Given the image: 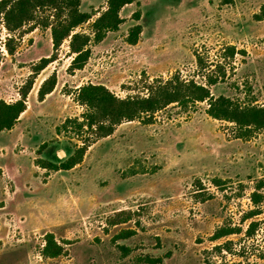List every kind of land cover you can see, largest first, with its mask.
<instances>
[{
	"label": "rangeland",
	"instance_id": "rangeland-1",
	"mask_svg": "<svg viewBox=\"0 0 264 264\" xmlns=\"http://www.w3.org/2000/svg\"><path fill=\"white\" fill-rule=\"evenodd\" d=\"M138 1L122 9L125 22L92 47L82 69H68L73 57L65 41L57 59L34 74L53 53L49 28L37 27L14 56L4 57L0 99H19L20 88L35 80L27 110L12 129L0 131V264H264V204L247 218L255 208L250 195L264 177V128L240 138L235 123L207 114V102L172 104L124 121L70 170L36 164L73 153L56 127L85 110L75 99L78 87L105 84L124 98L146 94L147 83L174 73L205 82L209 70L197 53L206 65L227 69L211 87L215 96L264 106V0ZM106 3L82 0L81 10L97 12ZM137 9L140 20L132 17ZM136 24L143 31L133 45L127 37ZM5 36L3 29L0 42ZM231 45L239 51L234 57L226 56ZM52 74L56 86L40 100V86ZM221 226L241 230L214 240ZM124 229L135 233L116 238ZM49 232L65 244L63 255L41 254Z\"/></svg>",
	"mask_w": 264,
	"mask_h": 264
},
{
	"label": "trees",
	"instance_id": "trees-1",
	"mask_svg": "<svg viewBox=\"0 0 264 264\" xmlns=\"http://www.w3.org/2000/svg\"><path fill=\"white\" fill-rule=\"evenodd\" d=\"M138 0H107L104 10L86 12L81 10L82 0H0V35L6 30L5 40L0 42V65L6 54L14 56L21 45L23 37L37 27L51 30L53 53L42 57L34 66V74L39 73L49 63L57 59V52L65 41L69 44L72 61L69 65L71 72L85 67L92 56V47L102 42L109 32L118 31L125 22L121 15L122 9ZM99 15L94 18V16ZM141 9H137L132 17L140 20ZM89 30L82 29L83 25L92 19ZM143 31L141 24L132 26L127 41L137 44ZM226 56L234 57L239 51L235 45L226 48ZM197 62L207 68L206 81L185 79L180 73H174L167 79L156 78L146 85L148 93L120 97L105 84L88 83L77 89L75 99L84 106L80 116L67 117L56 127L57 135H65L74 145V151L65 160L57 163L44 158H37L36 164L48 170H70L80 164L89 149L99 139L114 133L116 126L124 121L145 119L156 112L176 104L183 108L207 102L206 112L218 120L235 123L239 128L238 137H250L256 130L264 128V106L254 101L242 103L226 95L215 96L211 87L227 76L223 63L206 65L199 53ZM210 66H214V69ZM216 73V75H214ZM35 76H31L20 88L21 97L15 101L0 99V131L12 129L20 116L27 110V98L33 87ZM57 83L56 74L46 78L39 89V98L44 100ZM47 144L38 150L41 154ZM217 184H220L216 181ZM250 198L255 205L247 218L261 213L264 204V177L258 179ZM126 217L123 221L129 220ZM118 221V222H123ZM256 222H251L247 233L251 235ZM238 227L221 226L212 238L214 240L240 232ZM135 233L133 229H124L116 238H128ZM221 249L222 246L218 245ZM66 251L64 243H60L54 233L45 235V245L41 254L46 258H56Z\"/></svg>",
	"mask_w": 264,
	"mask_h": 264
},
{
	"label": "crops",
	"instance_id": "crops-1",
	"mask_svg": "<svg viewBox=\"0 0 264 264\" xmlns=\"http://www.w3.org/2000/svg\"><path fill=\"white\" fill-rule=\"evenodd\" d=\"M94 9L96 10V6L94 7Z\"/></svg>",
	"mask_w": 264,
	"mask_h": 264
}]
</instances>
